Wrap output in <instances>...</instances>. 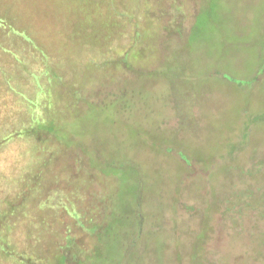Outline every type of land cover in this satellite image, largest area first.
<instances>
[{
  "label": "rangeland",
  "instance_id": "rangeland-1",
  "mask_svg": "<svg viewBox=\"0 0 264 264\" xmlns=\"http://www.w3.org/2000/svg\"><path fill=\"white\" fill-rule=\"evenodd\" d=\"M34 2L0 0L40 28L0 26V264H264V0Z\"/></svg>",
  "mask_w": 264,
  "mask_h": 264
},
{
  "label": "trees",
  "instance_id": "trees-1",
  "mask_svg": "<svg viewBox=\"0 0 264 264\" xmlns=\"http://www.w3.org/2000/svg\"><path fill=\"white\" fill-rule=\"evenodd\" d=\"M47 2V0H45ZM37 0H35V2L33 3V5L35 6ZM31 8V7H30ZM28 8V10L30 9ZM30 11V10H29ZM30 14V12H29ZM5 15V14H4ZM15 21V20H14ZM10 17H8L7 15H5L4 17L1 16L0 14V26L7 29L8 31H11L13 33L19 34L23 39L25 38V40L31 42L32 45L37 46L36 42H37V38H35V33L37 34V32H40V28L39 26L36 24V21H22L23 24H19V23H15ZM36 25V27H35ZM39 29V30H38ZM40 35H42L40 33ZM41 37H44L43 35ZM45 38V37H44ZM141 54V53H139ZM138 54L137 51L134 50V48H131L127 54L125 56H123V59L121 61H118L116 64L114 65H119L121 67L122 70L128 69L131 70L132 69V65H130L129 61L131 63H133V61L137 62V59H142L145 56H140ZM49 67V66H48ZM48 67H47V71H48ZM51 74L50 79L53 80L54 76H53V72H49ZM81 94L76 95L75 98H77V100H82L81 99ZM77 103V102H76ZM59 127V124L57 125L56 123L53 122V120H46L45 122L41 121L40 119H36L33 122V126L31 127V130H33V132L35 134H39V136L41 138H44L46 140H52L53 137V132H54V127ZM57 131H61V133H63V129L62 128H58ZM56 261H60L63 264L66 263V255L63 254L61 257H58V252L54 255ZM20 263L21 264H39V263H33L31 258L28 257H23L20 258ZM57 264V263H56Z\"/></svg>",
  "mask_w": 264,
  "mask_h": 264
}]
</instances>
